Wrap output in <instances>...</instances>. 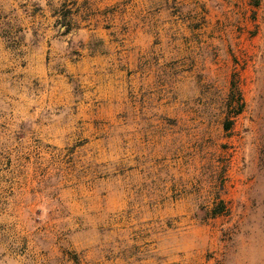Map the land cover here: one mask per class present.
Listing matches in <instances>:
<instances>
[{
	"label": "rangeland",
	"instance_id": "obj_1",
	"mask_svg": "<svg viewBox=\"0 0 264 264\" xmlns=\"http://www.w3.org/2000/svg\"><path fill=\"white\" fill-rule=\"evenodd\" d=\"M178 12L159 85L0 83V264H264V0Z\"/></svg>",
	"mask_w": 264,
	"mask_h": 264
},
{
	"label": "crops",
	"instance_id": "obj_2",
	"mask_svg": "<svg viewBox=\"0 0 264 264\" xmlns=\"http://www.w3.org/2000/svg\"><path fill=\"white\" fill-rule=\"evenodd\" d=\"M182 3L188 6L191 0H0V83L8 89L45 85L49 101L57 104L72 98L71 83L101 75L113 77L109 84L116 87L159 85L165 55L163 42L152 46L154 23L162 39L166 34L168 41H176L178 33L161 25L178 17ZM122 4L124 12L116 9ZM103 20L129 30L124 35L111 28L100 32ZM95 34L104 43L103 53L87 49ZM154 53L156 64L149 62ZM22 94L14 92V100Z\"/></svg>",
	"mask_w": 264,
	"mask_h": 264
},
{
	"label": "trees",
	"instance_id": "obj_3",
	"mask_svg": "<svg viewBox=\"0 0 264 264\" xmlns=\"http://www.w3.org/2000/svg\"><path fill=\"white\" fill-rule=\"evenodd\" d=\"M232 87H233V86H232ZM221 204H222V203H220V205H221ZM223 211H224V209H222L221 206H220L219 208L212 209V210L210 211V216L215 217V216H217V215L223 213Z\"/></svg>",
	"mask_w": 264,
	"mask_h": 264
}]
</instances>
